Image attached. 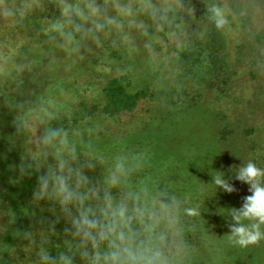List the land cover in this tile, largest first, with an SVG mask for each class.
I'll return each instance as SVG.
<instances>
[{
  "label": "rangeland",
  "instance_id": "374dc122",
  "mask_svg": "<svg viewBox=\"0 0 264 264\" xmlns=\"http://www.w3.org/2000/svg\"><path fill=\"white\" fill-rule=\"evenodd\" d=\"M230 3L236 19L231 32H219L226 43L227 61L216 80L208 63L202 60L187 64L183 52L178 61H173L170 78L159 83L160 73L152 71L143 52L129 57L112 50L107 60H101L103 53L97 50L67 71L64 54L53 49L41 31L59 14L54 6L36 10L20 23L0 21L3 51L15 63L32 65L30 71L12 79H0V160L27 157L28 137L17 133L15 118L34 108L39 98H52L57 116L53 126L78 128L82 133L70 139L77 143L92 141L107 158L120 152L144 153L145 167L133 179H147L155 187L167 185L170 191L187 198V206H199L197 216L183 220L187 240L195 249L191 264H264V241L240 248L229 244L226 236L230 234L229 224L234 223L229 211L239 209L243 197L251 195L250 186L235 179L236 169L251 159H257L259 167L264 168V39L253 41L254 34L264 31V0ZM196 18H203L198 10ZM214 31L211 28L207 39L196 43L205 46ZM124 74L132 79L131 90L149 86L156 94L140 100L130 112L115 116L97 112L84 120H74L79 104L102 102L107 81ZM20 104L23 109L16 107ZM89 128L96 131L89 135ZM225 128L229 132L227 140L221 138ZM49 163H54L51 157ZM40 171L45 174L47 169ZM215 171L223 172L236 191L227 193L211 184ZM85 173L92 182H99L104 169L97 163L94 170L86 169ZM18 181L15 169L0 179V233L4 242L11 229L20 230L17 244L22 243L20 261L26 264L29 258H24L25 253L37 257L39 233L49 234L47 229H53L55 221L56 233L64 230L63 215L57 204L35 202V190L30 194L17 191ZM25 198L35 204L34 213L28 208L31 213L27 222L21 216L25 209L20 206ZM30 232L37 234L38 248L34 250H29L30 242L24 239ZM2 261L0 264H5Z\"/></svg>",
  "mask_w": 264,
  "mask_h": 264
},
{
  "label": "clouds",
  "instance_id": "9594fccd",
  "mask_svg": "<svg viewBox=\"0 0 264 264\" xmlns=\"http://www.w3.org/2000/svg\"><path fill=\"white\" fill-rule=\"evenodd\" d=\"M203 2L206 15L197 20L192 0H0V21L20 23L52 5L59 14L41 31L46 42L64 54L65 70L97 50L103 53L101 60H107L112 50L129 57L143 52L152 71L160 73L159 83L170 78L173 61L194 48L195 42L205 41L211 28L232 31L236 13L230 0ZM4 47L0 43V79L31 70V63H15ZM54 109L52 98L41 97L14 122L17 133L28 137L21 175L33 168L47 169L39 176L35 202L59 205L71 225L65 230L70 237L64 240L66 251L55 257L46 247L48 234L39 233L38 258L33 264H75L76 256L82 264H191L195 249L185 237L183 220L197 216L199 206H187V198L167 185L155 187L147 179H133L145 167L144 153L120 152L107 158L92 141L70 139L80 137L81 131L54 127ZM95 131L89 128L88 134ZM50 157L54 163H49ZM97 163L104 175L94 183L85 170H94ZM235 179L247 183L251 195L243 197L239 209L229 211L234 223L229 224L227 241L240 248L257 246L264 241V168L249 160L236 169ZM211 184L227 193L236 191L220 171H215ZM24 239L31 248L37 243L32 233Z\"/></svg>",
  "mask_w": 264,
  "mask_h": 264
},
{
  "label": "trees",
  "instance_id": "16d2710c",
  "mask_svg": "<svg viewBox=\"0 0 264 264\" xmlns=\"http://www.w3.org/2000/svg\"><path fill=\"white\" fill-rule=\"evenodd\" d=\"M192 4L195 7L196 10H198L204 17L206 15V7L203 2V0H192ZM205 9V10H204ZM208 43L204 46L203 44L196 43L194 48L191 50L183 51L182 58L186 61L187 64L195 65L199 64L202 60L204 62L208 63L212 70L214 71V80H216V77L219 75V71L223 70V68L226 67V59L227 56L224 53V47L225 44L223 42V38L221 37V33L218 31H214L209 36ZM256 42H261L262 39H264V31L259 32L257 34H254ZM196 50V51H195ZM195 51V52H194ZM203 56L204 58L200 59V56ZM197 56L199 59H197ZM229 76V69L227 71L225 70V77L227 78ZM228 79V78H227ZM132 79L129 75H120L116 77L110 78L103 90V99L100 103H81L79 104L73 114V118L75 121H80L86 119L88 116L93 115L97 112H100L106 116H115L118 114H122L125 112L133 111L137 105L139 104L140 100L143 98H147V96H154L156 92L151 89L149 86H145L137 91H133L130 89L132 87ZM217 87L220 88V86L217 84ZM229 135V132L227 129H223L221 132V138L223 140H227ZM253 162H255L259 166V162L257 159H251ZM24 162V158L21 156L14 157V159L9 161H1L0 160V179L2 180L8 173L11 172V169H15L16 176L18 177L19 181L17 183V191H26L33 192L38 187V180L39 176L42 175L41 171H36L35 168H33L30 172V174H24L21 175L20 172V165ZM21 175V176H20ZM94 182H98L94 180ZM113 194L115 195L116 192L114 190ZM23 196V195H21ZM19 196V198H21ZM16 197H18L16 195ZM30 197V196H28ZM35 205L32 200L29 198H25L20 205L25 210L22 212L21 216L22 218H25L26 222L28 220L29 214L28 213H34L35 210L32 208V206ZM28 208H31V211L28 210ZM22 221V220H21ZM58 226L55 225L53 229L48 228V244L46 245L50 255L57 256L60 251H66L64 248V240L68 239L70 237H67L65 235V230L70 229L71 225L70 223L62 217V223L61 227H64V230L59 231L58 233L55 228ZM60 227V228H61ZM54 230V231H53ZM20 232V230L17 229H11L10 234L6 235V238L4 237V242L1 241L2 233H0V259H2L5 264H25V262L20 261V248L22 246V243L17 244V234ZM189 232V231H187ZM32 233L34 236H37V234ZM56 234V235H55ZM4 236V235H3ZM187 239V234L185 235ZM59 239L58 242H56L55 239ZM8 239L10 240L8 243ZM55 240V241H53ZM53 241V242H51ZM38 243V242H37ZM30 247V246H29ZM3 248H6L4 250ZM38 247L36 245H33L32 248L30 247L29 250L37 249ZM39 251V250H38ZM25 252V251H23ZM24 258L29 261L26 264H33V262L38 258L36 255H28L25 253ZM75 264H82V261L79 256L75 257Z\"/></svg>",
  "mask_w": 264,
  "mask_h": 264
}]
</instances>
